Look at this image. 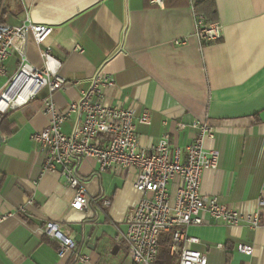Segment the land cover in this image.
Listing matches in <instances>:
<instances>
[{
  "label": "crops",
  "instance_id": "1",
  "mask_svg": "<svg viewBox=\"0 0 264 264\" xmlns=\"http://www.w3.org/2000/svg\"><path fill=\"white\" fill-rule=\"evenodd\" d=\"M152 1L0 0V22L18 25L27 16L52 28L44 45L51 47L58 73L69 83L52 94L59 111L77 102L102 74L114 82L102 90L105 105L132 110L135 117L147 111L149 124H136L140 148L167 136L171 148L184 150L195 136L191 124L207 123L214 137L204 148L219 159L215 170L202 173L201 195L216 197L242 215L257 212L264 180V0L195 3L194 11L222 26L221 41L202 48L193 35L190 0ZM177 40L186 41L175 45ZM44 45L29 39L17 46L5 63L0 88L17 72L23 53L29 65L42 69ZM46 95L43 89L25 105L2 113L12 132L0 134V214L19 206L25 213L0 224V264H132L123 235L126 214L141 199L133 188L134 170L101 173L93 159H83L78 174L97 202L89 203L87 212L71 209L74 192L59 175L42 171L29 139L48 125L42 112ZM78 121L72 115L63 131L70 133ZM176 187L177 180L168 186L171 203ZM104 198L110 201L107 208L101 205ZM259 213L264 222V209ZM48 221L69 229L75 253L58 257L57 242L41 230ZM186 234L196 242L185 247L206 256L207 264H264V225L251 230L206 219ZM240 245L250 254L238 252ZM76 254L87 261L78 262ZM168 256L177 264L169 246Z\"/></svg>",
  "mask_w": 264,
  "mask_h": 264
},
{
  "label": "built area",
  "instance_id": "2",
  "mask_svg": "<svg viewBox=\"0 0 264 264\" xmlns=\"http://www.w3.org/2000/svg\"><path fill=\"white\" fill-rule=\"evenodd\" d=\"M161 1L153 0L151 3L159 4ZM201 1L190 0L193 35L202 48L221 41L222 26L194 11L195 3ZM51 31L52 28L33 23L27 16L18 25L0 22V79L5 75V63L17 46L26 44L29 39L36 45H44ZM185 41L177 40L174 44L184 45ZM40 57L42 69H36L27 63L22 54L17 72L0 88V113L23 106L40 91L47 90L42 112L49 116L48 125L32 133L29 139L35 144L36 153L41 158L42 171L59 175L64 185L74 192L70 207L75 211L87 212L89 203L97 202L87 195L78 174V165L83 159H93L101 173L120 174L127 169L134 170L133 188L141 199L127 212L123 235L126 256L132 264H153L162 234L170 235L169 252L176 256L177 264H207L206 256L185 247L187 243L196 242L187 236L186 229L202 225L206 219L251 230L264 225L259 213L264 209V180L257 199V212L248 215L227 208L216 197L201 195L202 173L215 170L219 159L216 151L204 148L205 140L214 137V131L207 123L191 124L195 136L184 150L171 148L167 136L160 138L149 149L140 148L136 124L148 125L149 115L147 111H142L135 117L132 110L105 105L102 90L114 86L112 79L102 74L95 75L90 87L81 92L78 101L59 111L52 94L69 83L58 73L59 64L52 57L50 46H43ZM72 115H76L79 121L66 134L63 126ZM174 180H177V187L171 203L168 186ZM28 203H32V200ZM101 205L107 208L109 199H101ZM23 213L24 206H19L14 212L0 214V224ZM41 230L46 237L57 242L59 258L75 253L76 246L66 226L48 221ZM238 252L249 255L251 249L240 245ZM76 260L84 263L87 257L76 254Z\"/></svg>",
  "mask_w": 264,
  "mask_h": 264
},
{
  "label": "trees",
  "instance_id": "3",
  "mask_svg": "<svg viewBox=\"0 0 264 264\" xmlns=\"http://www.w3.org/2000/svg\"><path fill=\"white\" fill-rule=\"evenodd\" d=\"M7 114L0 113V134L9 135L11 134V125L7 121ZM170 243V235L162 234L158 240L157 249V263L156 264H171V259L168 256V246ZM156 261V260H155Z\"/></svg>",
  "mask_w": 264,
  "mask_h": 264
},
{
  "label": "rangeland",
  "instance_id": "4",
  "mask_svg": "<svg viewBox=\"0 0 264 264\" xmlns=\"http://www.w3.org/2000/svg\"><path fill=\"white\" fill-rule=\"evenodd\" d=\"M3 80H4V79H1V80H0V85H1V83L3 82Z\"/></svg>",
  "mask_w": 264,
  "mask_h": 264
},
{
  "label": "water",
  "instance_id": "5",
  "mask_svg": "<svg viewBox=\"0 0 264 264\" xmlns=\"http://www.w3.org/2000/svg\"><path fill=\"white\" fill-rule=\"evenodd\" d=\"M2 142V138H1V136H0V143Z\"/></svg>",
  "mask_w": 264,
  "mask_h": 264
}]
</instances>
